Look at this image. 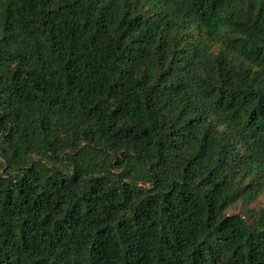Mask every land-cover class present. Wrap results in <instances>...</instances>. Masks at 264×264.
<instances>
[{
  "label": "trees",
  "instance_id": "1",
  "mask_svg": "<svg viewBox=\"0 0 264 264\" xmlns=\"http://www.w3.org/2000/svg\"><path fill=\"white\" fill-rule=\"evenodd\" d=\"M0 264H264V0H0Z\"/></svg>",
  "mask_w": 264,
  "mask_h": 264
}]
</instances>
